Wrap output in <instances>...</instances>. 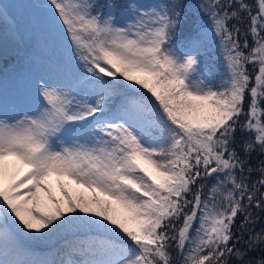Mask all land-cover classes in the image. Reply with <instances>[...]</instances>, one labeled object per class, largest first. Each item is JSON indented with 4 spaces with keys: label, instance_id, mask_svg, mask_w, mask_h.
Instances as JSON below:
<instances>
[{
    "label": "snow or ice",
    "instance_id": "snow-or-ice-1",
    "mask_svg": "<svg viewBox=\"0 0 264 264\" xmlns=\"http://www.w3.org/2000/svg\"><path fill=\"white\" fill-rule=\"evenodd\" d=\"M25 7L43 73L35 111L0 118V264H264V0H202L206 26L183 0H0V56L24 54ZM65 234L59 259L32 252Z\"/></svg>",
    "mask_w": 264,
    "mask_h": 264
},
{
    "label": "rangeland",
    "instance_id": "rangeland-1",
    "mask_svg": "<svg viewBox=\"0 0 264 264\" xmlns=\"http://www.w3.org/2000/svg\"><path fill=\"white\" fill-rule=\"evenodd\" d=\"M35 1L37 2V0ZM2 2L16 5L32 4L28 0H2ZM133 3H139L147 7L156 3H163V0H146L145 2L143 0H133ZM31 13L32 9L26 7L16 10L19 31L25 36L24 54L22 56L15 55L14 59H7L4 63L7 64V61L13 62L14 67L9 73L4 75L0 74V101L2 100L5 103L0 107V110L7 111L6 114L9 117L19 118V116H22L25 112L35 111L32 98L36 92L38 83L37 77L43 73V68L40 64L31 59L34 53L37 56L41 55L34 40L27 34ZM202 68L205 72L210 74L211 69H209L207 65L202 64ZM72 78H75V72H73ZM18 98H24V101L20 105H13ZM24 102L26 103V107H24ZM0 118H3L2 114ZM49 241H52V239L42 242ZM54 253H56V251H54Z\"/></svg>",
    "mask_w": 264,
    "mask_h": 264
},
{
    "label": "trees",
    "instance_id": "trees-1",
    "mask_svg": "<svg viewBox=\"0 0 264 264\" xmlns=\"http://www.w3.org/2000/svg\"><path fill=\"white\" fill-rule=\"evenodd\" d=\"M202 2V0H183V3L186 5L185 12L188 16L194 18L196 20L197 25H205L206 21L199 18V12H198V5ZM108 3H112L115 6H121L123 3V0H95V4L97 5V11H104L105 7ZM9 35V32L4 27L3 23L0 22V41L6 40L7 36ZM201 62L204 65H207L210 71V76L212 78L213 82H218L219 79L224 75L225 72V65L224 60L222 56V49L218 46L217 42L209 41L203 50V53L201 55ZM237 137L239 139L240 133H237ZM261 157L258 155V153L254 152L252 154V162L253 165L258 166L259 161ZM257 176L256 172L252 173V179H255ZM211 183V182H209ZM253 216H258L259 220L254 225V228L256 231H259L261 227H264V212H261L258 209H252ZM242 217L237 218V224H239V220ZM234 231H238V229H234ZM77 239H82V237H76L71 234H65L61 236L54 237L52 241L49 242H34L36 245H34L33 250L35 252L43 253L48 257L50 256L51 251L54 247L57 248H67L70 244L74 243ZM244 239H247V233L244 235ZM67 242V243H65ZM237 247H243V244L237 245ZM233 264H235V261H233Z\"/></svg>",
    "mask_w": 264,
    "mask_h": 264
}]
</instances>
